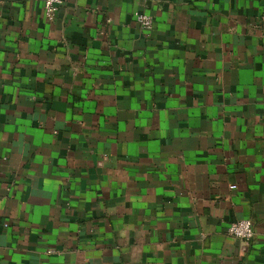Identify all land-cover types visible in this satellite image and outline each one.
<instances>
[{
    "label": "crops",
    "instance_id": "crops-1",
    "mask_svg": "<svg viewBox=\"0 0 264 264\" xmlns=\"http://www.w3.org/2000/svg\"><path fill=\"white\" fill-rule=\"evenodd\" d=\"M43 4L0 0V264H264V0Z\"/></svg>",
    "mask_w": 264,
    "mask_h": 264
},
{
    "label": "built area",
    "instance_id": "built-area-1",
    "mask_svg": "<svg viewBox=\"0 0 264 264\" xmlns=\"http://www.w3.org/2000/svg\"><path fill=\"white\" fill-rule=\"evenodd\" d=\"M63 5V0H44V16L48 22H53ZM135 19L145 30L153 27L154 19L145 13H136ZM229 235L235 240L248 243L255 237V229L250 220H240L230 225Z\"/></svg>",
    "mask_w": 264,
    "mask_h": 264
}]
</instances>
